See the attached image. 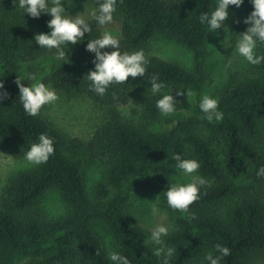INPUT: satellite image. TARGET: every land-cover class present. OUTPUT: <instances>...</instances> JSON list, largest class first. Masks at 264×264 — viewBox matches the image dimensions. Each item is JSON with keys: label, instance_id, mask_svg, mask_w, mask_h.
I'll list each match as a JSON object with an SVG mask.
<instances>
[{"label": "trees", "instance_id": "16d2710c", "mask_svg": "<svg viewBox=\"0 0 264 264\" xmlns=\"http://www.w3.org/2000/svg\"><path fill=\"white\" fill-rule=\"evenodd\" d=\"M213 7L214 0H117L121 50L143 49L148 64L143 77L112 84L103 96L90 89L86 78L94 58L86 43L101 29L92 20V32L84 33L80 43L65 42L67 59H54L48 81L56 90L88 96L110 113L84 141L58 130L42 109L35 116L24 111L16 79L23 77V63L54 58L34 40L50 31L51 17L33 18L14 0H0V152L24 159L41 133L54 146L47 162L15 172L2 187L0 264H112L101 232L130 264H162L145 243L149 232L129 211L132 197L142 191L157 196L174 225L165 237L175 249L168 264H207L204 256L217 254V244L230 250L221 264L264 262V176L256 174L264 165V62L249 65L218 93L219 122L204 119L198 101L208 78L209 33L199 15ZM251 11L250 0H243L240 33ZM157 38L181 44L191 54L190 65L155 55L151 45ZM257 53L264 55V44ZM152 76L165 83L177 107L187 101L188 91L194 92L193 112L156 126L161 115L155 106L159 94L149 91ZM21 82L30 85L24 77ZM132 99L138 102L136 118L121 111ZM176 153L197 159L198 172L208 181L183 213L171 209L164 195L174 182ZM95 162L99 179L88 190L85 167ZM50 191L59 195L63 208L58 215L44 206Z\"/></svg>", "mask_w": 264, "mask_h": 264}, {"label": "clouds", "instance_id": "9594fccd", "mask_svg": "<svg viewBox=\"0 0 264 264\" xmlns=\"http://www.w3.org/2000/svg\"><path fill=\"white\" fill-rule=\"evenodd\" d=\"M243 0H217L213 9L209 12H201L199 22L205 25L208 33L221 28L228 16V7H239ZM252 11L244 18L243 23L248 25L245 31L240 33L232 40L233 52L231 58H242L249 65H259L264 62V55L257 53L259 44H264V0H250ZM14 3L30 17L38 18L41 14L50 15L47 34L39 33L34 36L37 45L42 49L52 52L53 57L60 61L66 60L64 45L65 42L76 45L81 42L84 33L92 32L94 20L97 27L102 29L100 34L88 39L86 50L94 53L93 69L86 75L90 81L89 87L95 93L103 96L108 87L112 84L124 83L129 77H143L146 72L148 59L144 50L122 51L120 46V35L118 32L109 30L106 25H112L116 21L114 14L117 9V0H97V4L91 7L86 13L71 16L66 13L61 0H14ZM112 49L111 51H101ZM53 50H55L53 52ZM228 63H232V59ZM34 77L29 76V79ZM23 77L16 79L19 89V100L24 111L30 115H37L43 106L55 103L58 100L56 90L41 80L31 85H25ZM150 93L153 96L159 94L155 101V106L162 117L174 115L179 110L170 92L166 91L163 81H158L152 76L150 82ZM0 88L3 82L0 81ZM185 93L177 91V95ZM5 93V97H6ZM192 91L187 92L189 99L193 97ZM218 98L203 93L198 101V108L203 113L204 119L209 122H219L223 118V112L219 110ZM190 115V113H189ZM54 153L53 139L41 133L38 141L30 145L24 154V159L31 165H40L49 159ZM175 161L174 169L176 177L174 182L164 191L167 205L174 210L186 212L194 201L199 199V192L202 186L208 183L198 172L200 162L195 158H182L179 153L173 155ZM258 176H264V165L257 169ZM187 178V179H186ZM186 181V182H185ZM158 201L151 202V212L153 215L160 213ZM174 230L171 223H156L150 231V235L145 243L153 246V254L161 257L162 264H168L175 249L168 247L165 237ZM216 253L209 251L204 256L207 264H221V260L229 255V248L220 244L215 245ZM108 259L112 264H130V260L119 251H108Z\"/></svg>", "mask_w": 264, "mask_h": 264}, {"label": "rangeland", "instance_id": "374dc122", "mask_svg": "<svg viewBox=\"0 0 264 264\" xmlns=\"http://www.w3.org/2000/svg\"><path fill=\"white\" fill-rule=\"evenodd\" d=\"M217 0H214V6ZM67 14L75 16L83 12H87L91 7H94L92 0H61ZM243 3V2H242ZM242 3L239 7L229 6L228 16L223 22V26L209 33L207 47L208 56L206 59V69L208 71V78L199 94L200 96L207 92L210 95L217 97L218 93L230 83L237 81L242 74L246 72L249 64L243 61L242 58H231L233 47L232 40L240 34L242 18L241 9ZM115 23L106 25L109 30L118 32L120 34V19L114 16ZM102 31V29H101ZM152 52L158 57L167 60L175 61L185 65H190L191 54L181 44L173 40L157 38L152 42ZM232 59L229 64L228 60ZM55 58H43L31 63H23L20 67L23 77L29 82H36L41 80L45 84L52 87L48 81L51 75V66ZM29 76L34 77L29 79ZM53 88V87H52ZM56 90V89H55ZM58 100L50 105L42 107L44 115L54 124V126L68 137H77L84 141L91 138L94 130L105 118L110 114L105 107L95 103L88 96L75 93L56 90ZM194 93V92H193ZM195 93L191 99L187 96V101L177 107L179 110L174 115L169 117H162L159 119V124H162L166 119H177L186 116L193 112L195 107ZM138 109V102L132 99L126 106L122 107L121 111L128 116L136 118L134 113ZM30 164L25 159H14L9 155L0 152V193L7 178L15 172L28 167ZM176 172L174 171L171 178L175 179ZM99 179L98 163H92L85 167V184L88 190L92 188L93 184ZM187 179V178H186ZM186 182V181H185ZM158 201L160 213L153 215L151 212V202ZM44 206L50 215H58L62 212V205L59 195L50 191L46 194ZM129 211L135 221L146 229L149 234L151 228L156 223H171L169 216L166 214L162 203L157 199V196L149 192H139L134 195L129 204ZM101 238L105 242L107 251L112 250L110 238L101 232ZM258 264H264L263 261Z\"/></svg>", "mask_w": 264, "mask_h": 264}]
</instances>
